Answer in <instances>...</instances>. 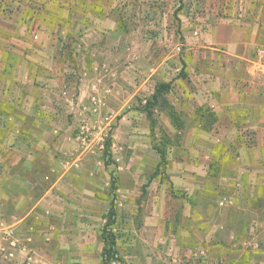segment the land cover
Listing matches in <instances>:
<instances>
[{"label":"crops","instance_id":"crops-1","mask_svg":"<svg viewBox=\"0 0 264 264\" xmlns=\"http://www.w3.org/2000/svg\"><path fill=\"white\" fill-rule=\"evenodd\" d=\"M226 4L221 26L192 31L201 37L194 38L199 45L192 48L214 43L202 48L218 55L220 64L209 59L204 68L190 65L185 78L163 77L152 85L149 77L137 84L132 76L143 62L138 58L145 60L149 50L133 45L129 36L134 33L121 28L126 0H0V231L18 226L45 205L59 216L60 230L71 227L73 236H85L92 206L80 193L70 204L56 190L69 179L68 154L76 146L64 119L79 112L90 97L109 104L124 90L127 103L144 86L152 93L164 82L170 84L172 98H167L169 92L165 96L174 108V122L166 110L153 108L166 125L148 129L151 136L167 141V203H162L163 194L151 192L150 214L138 225L120 226L133 234L121 239V261L264 264L256 235L247 241L246 234L255 229L254 218L264 213V0ZM119 54L126 55L124 62L119 63ZM168 63L160 60L153 71H164ZM119 70L130 74L122 78ZM150 152L153 166L139 176L143 183L160 182L161 176L153 174L160 160L153 144ZM120 159L115 157L121 165ZM144 160L131 157L128 166ZM42 180L50 183L48 188L31 196ZM223 197L227 201L220 205ZM7 214L12 221L6 220Z\"/></svg>","mask_w":264,"mask_h":264},{"label":"rangeland","instance_id":"rangeland-1","mask_svg":"<svg viewBox=\"0 0 264 264\" xmlns=\"http://www.w3.org/2000/svg\"><path fill=\"white\" fill-rule=\"evenodd\" d=\"M140 1L126 0V7H123L126 13L120 20L121 28H125L126 33L133 32L137 35L129 36L133 45L138 43L143 45V49L149 50L148 55H144L145 60H142L140 55L138 60L143 62L132 71L135 83L138 84L146 77H149L148 82L152 85L154 81L163 77L173 79L182 75L185 78L189 75L188 72L192 71L190 65L198 69L199 66L204 68L209 59L220 64L218 55L213 56L208 49L202 48L205 45L214 46V43L202 42L201 48L197 51L192 47L199 45L193 40L201 38L200 32L205 33L206 30L222 25L221 20L226 16L228 0H143L142 5L139 4ZM194 15L196 17H193ZM187 19L191 22H185L188 21ZM196 29L199 33H192ZM118 56L119 63L126 60L125 54ZM164 59L165 63L169 61V67L165 66L164 71L158 68L153 71V67H157L156 64ZM173 64L178 68L174 72ZM118 73L120 77L125 78L130 71L126 73L124 70H119ZM150 93L149 86L146 85L144 89H140L139 94L128 99L127 103L124 102L126 96L124 90L120 91L118 98L109 104L102 103V98L98 100V97H90L87 99L88 102L85 101L80 106L79 112L68 113L64 124L69 127L68 132L76 146L74 152L68 154L70 163L66 165V172L69 173V179L61 183L62 188L56 190L63 191L70 204L80 193V196H84L85 202L92 206L90 214L85 219V236L80 238L75 234L73 236L72 232L75 230L71 227L68 230H60L61 225L56 219L59 216L43 205L21 224L9 228L17 245L10 250L13 255H0V264H43L47 261L53 262L52 264H101L98 253L102 243L98 238V232L103 229L111 230L116 235L114 245L116 253L113 255L116 261L110 264H123L120 251L125 245L121 239L127 234L124 239L133 234L130 231H123L120 226L141 223L144 217L150 214L147 205L152 202L150 193L152 192L154 196L163 194L162 203L165 201L167 203L165 194L170 189L166 172L165 176L160 177V182L156 180L154 183L149 181L143 183L139 177L148 174L152 169L153 165H149L153 162L150 155L151 144L158 143L163 148L167 146V141L162 135L151 136V128L148 129L161 123L163 126L166 125L163 116L155 117L158 106L154 107L153 112L145 110ZM168 97L172 98L171 92L167 94ZM129 127L135 129L125 133ZM119 128L121 133L116 136V130ZM115 143L118 145L114 146ZM58 156L55 155L56 158ZM116 156H120L121 165L116 162ZM134 156L143 157L145 160L131 169L128 165L131 163V157ZM31 174L35 176L34 173ZM49 185L47 180L38 181L36 188L30 190L29 194L40 196ZM114 185H118L117 190H114ZM58 194L61 197V193ZM58 199H60L57 200L58 202L62 201L61 198ZM98 199L99 202H96ZM112 205L116 211L115 222L107 225L109 218H103L102 215L108 214ZM258 216L253 220L257 224H254L255 229L252 233L249 231L246 233L247 241L256 235L260 244L258 249L264 256V213ZM5 218L8 221L13 220L11 214L5 215ZM251 221L252 219H249L250 223ZM246 247L248 250L252 249L250 245Z\"/></svg>","mask_w":264,"mask_h":264},{"label":"trees","instance_id":"trees-1","mask_svg":"<svg viewBox=\"0 0 264 264\" xmlns=\"http://www.w3.org/2000/svg\"><path fill=\"white\" fill-rule=\"evenodd\" d=\"M169 89H170V84L168 83L159 82L158 84H156L153 92L149 95V97L146 100L145 110L149 112L155 106H158L159 108L166 110V112L170 115L172 119L171 121L174 122V118H175L173 116L174 108L172 104L168 102L165 96L169 92ZM153 148L157 151L160 157L158 164L154 168L153 174L165 176V169L168 163L166 148L161 147L160 145H158V143H153ZM107 149H108V145H107ZM113 187L115 190L116 185H114ZM115 214L116 211L112 205L108 212L107 218L109 219L107 225L115 222L114 221ZM101 238L103 240V247L101 250V264H110L112 261H116L113 258V255L116 253L114 249V245L116 243V235L111 230L103 229L101 233Z\"/></svg>","mask_w":264,"mask_h":264},{"label":"built area","instance_id":"built-area-1","mask_svg":"<svg viewBox=\"0 0 264 264\" xmlns=\"http://www.w3.org/2000/svg\"><path fill=\"white\" fill-rule=\"evenodd\" d=\"M264 55V49L261 50ZM244 137L246 140L251 139V134L248 131L244 132ZM227 201L225 197H223L220 201L219 204L223 205L224 202ZM17 245L16 239L12 236V231L8 230H2L0 231V255L3 256H11L13 253L10 251ZM115 262V261H112ZM111 262V263H112ZM200 264H207L206 262H201Z\"/></svg>","mask_w":264,"mask_h":264}]
</instances>
